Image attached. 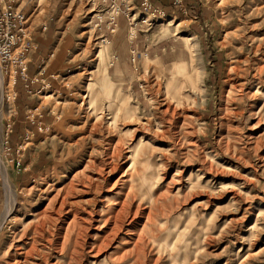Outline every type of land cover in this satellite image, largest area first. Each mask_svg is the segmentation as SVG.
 <instances>
[{
  "label": "rangeland",
  "instance_id": "374dc122",
  "mask_svg": "<svg viewBox=\"0 0 264 264\" xmlns=\"http://www.w3.org/2000/svg\"><path fill=\"white\" fill-rule=\"evenodd\" d=\"M10 2L54 77L0 138V264H264V0Z\"/></svg>",
  "mask_w": 264,
  "mask_h": 264
},
{
  "label": "built area",
  "instance_id": "2783aa9c",
  "mask_svg": "<svg viewBox=\"0 0 264 264\" xmlns=\"http://www.w3.org/2000/svg\"><path fill=\"white\" fill-rule=\"evenodd\" d=\"M90 10L94 12L96 27L107 22L111 32L119 29V18L128 14L134 5V0H85ZM141 6L150 9L151 0H141ZM28 17L22 11H16L10 0H0V138L1 148L10 153V137L13 133V119L17 115L16 101L19 94L17 85L22 83L27 93H31L29 77L30 55L35 47L34 36L28 23ZM93 23V20H91ZM47 30V26H43ZM43 90V88H42ZM31 123L36 124L39 132H44L47 126L35 121V116H28ZM30 131L26 134L28 140ZM23 149V150H22ZM23 146L17 148V154L24 151ZM15 168L22 166L19 156L11 161Z\"/></svg>",
  "mask_w": 264,
  "mask_h": 264
},
{
  "label": "crops",
  "instance_id": "0c3cea01",
  "mask_svg": "<svg viewBox=\"0 0 264 264\" xmlns=\"http://www.w3.org/2000/svg\"><path fill=\"white\" fill-rule=\"evenodd\" d=\"M147 21H151L150 19H147ZM47 31V30H44ZM34 35V41H35V49L30 55V64H29V77L34 80V82L31 84L32 90H41L42 88L51 87V84L48 83L49 77H54L53 75H49L48 77L45 75L47 68L49 67L48 64H45V61L43 63H40L44 49L41 48L42 45V35L44 33H40L41 38H38L37 34L35 35V32H33ZM44 48L45 46L42 45ZM40 66V68H39ZM36 67V68H35ZM39 68V70H38ZM21 84V83H20ZM19 84V85H20ZM19 91V90H18Z\"/></svg>",
  "mask_w": 264,
  "mask_h": 264
},
{
  "label": "bare ground",
  "instance_id": "6f19581e",
  "mask_svg": "<svg viewBox=\"0 0 264 264\" xmlns=\"http://www.w3.org/2000/svg\"><path fill=\"white\" fill-rule=\"evenodd\" d=\"M238 71V70H237ZM143 142V140H141Z\"/></svg>",
  "mask_w": 264,
  "mask_h": 264
}]
</instances>
